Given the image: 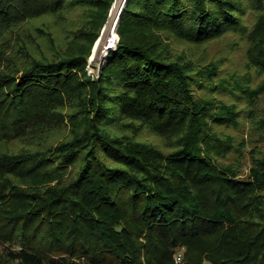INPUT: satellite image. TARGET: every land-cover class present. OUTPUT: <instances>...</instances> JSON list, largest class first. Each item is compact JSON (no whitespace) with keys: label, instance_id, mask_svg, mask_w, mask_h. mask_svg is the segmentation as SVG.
<instances>
[{"label":"trees","instance_id":"1","mask_svg":"<svg viewBox=\"0 0 264 264\" xmlns=\"http://www.w3.org/2000/svg\"><path fill=\"white\" fill-rule=\"evenodd\" d=\"M0 0V264H264V0Z\"/></svg>","mask_w":264,"mask_h":264},{"label":"rangeland","instance_id":"2","mask_svg":"<svg viewBox=\"0 0 264 264\" xmlns=\"http://www.w3.org/2000/svg\"><path fill=\"white\" fill-rule=\"evenodd\" d=\"M114 2H115V0H114V1L112 2V4H111V7H110V10H109V13H108V18H107L106 23H105V25L103 26V28H102V30H101V32H100L99 37H97V38H99V39H98L97 44H96V46L94 47V49H93L94 44H93V46H92L91 54H92V51H93V54H92V55L90 54V56H89L88 59H87V61H88V60L90 61L89 65H86V67H85L86 70H87V72H89L88 74L96 73L97 69L100 68V67L102 66L103 59L105 58L107 52L109 51V50L106 51V53H105L104 55H102V52H103V48H104V47H103V45L101 44V41L104 40V36H105V26H106V24H107V22H108L109 15H110V11H111V9H112V6H113ZM123 2H124V1H122L121 5L123 4ZM121 5H120V7H121ZM119 10H120V8H119ZM116 27H117V26H116ZM115 33H116V31H115ZM116 36H117V33H116ZM116 39H117V37H116ZM95 41H96V40H95ZM115 42H116V40H115ZM94 43H95V42H94ZM112 48H113V47H112ZM112 48H111V49H112ZM89 58H90V59H89ZM98 70H99V69H98ZM90 72H91V73H90ZM180 264H182V262H181Z\"/></svg>","mask_w":264,"mask_h":264},{"label":"bare ground","instance_id":"3","mask_svg":"<svg viewBox=\"0 0 264 264\" xmlns=\"http://www.w3.org/2000/svg\"><path fill=\"white\" fill-rule=\"evenodd\" d=\"M122 1L124 0H115L112 9L110 11L109 19L105 26L104 40L101 41V44L104 47L102 55H104L106 51L110 50L115 44V40H116L115 29L118 22V13Z\"/></svg>","mask_w":264,"mask_h":264},{"label":"built area","instance_id":"4","mask_svg":"<svg viewBox=\"0 0 264 264\" xmlns=\"http://www.w3.org/2000/svg\"><path fill=\"white\" fill-rule=\"evenodd\" d=\"M117 37V36H116ZM117 40V39H116ZM115 45V44H114ZM114 45H113V47H114ZM90 59V58H89ZM89 63H90V61L88 60V63H87V65H89ZM104 63H105V58L103 59V63H102V65H104ZM99 69V68H98ZM98 69H97V71H96V73H91L90 75L92 76V77H97V74H98ZM89 73V72H88ZM181 261H182V257H181V253L180 252H178V253H176L175 254V262L177 263V264H180L181 263Z\"/></svg>","mask_w":264,"mask_h":264},{"label":"water","instance_id":"5","mask_svg":"<svg viewBox=\"0 0 264 264\" xmlns=\"http://www.w3.org/2000/svg\"><path fill=\"white\" fill-rule=\"evenodd\" d=\"M125 2H126V0H124L123 4H122L121 7H120V10H119V13H118V19H119V16H120V14H121V11H122V8H123ZM98 39H99V38L96 39V41H95V43H94V46H93V49H94V47L96 46ZM92 54H93V51H92ZM92 54H91V55H92Z\"/></svg>","mask_w":264,"mask_h":264}]
</instances>
